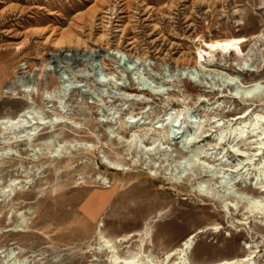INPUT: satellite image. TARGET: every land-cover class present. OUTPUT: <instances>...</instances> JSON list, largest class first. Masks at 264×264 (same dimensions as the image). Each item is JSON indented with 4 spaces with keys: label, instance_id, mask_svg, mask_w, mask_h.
Returning a JSON list of instances; mask_svg holds the SVG:
<instances>
[{
    "label": "rangeland",
    "instance_id": "rangeland-1",
    "mask_svg": "<svg viewBox=\"0 0 264 264\" xmlns=\"http://www.w3.org/2000/svg\"><path fill=\"white\" fill-rule=\"evenodd\" d=\"M263 25L264 0H0V264H111L98 233L120 256L141 250L161 262L195 234L186 255L191 264H220L252 251L264 264V214L249 215L245 200L199 197L194 182L217 180L208 171L188 170L193 182L175 183L180 135L165 139L164 151L145 152L169 126L164 114L189 109L205 136L196 145L204 149L200 161L226 178L244 173L232 168L243 158L226 150L230 139L216 145V119L236 120L248 110L264 116V105L247 107L216 92L204 72L217 60L242 83L264 79ZM238 38L247 40L244 59L205 56V43ZM66 50L74 56L65 59ZM159 83L164 91L156 95ZM29 105L46 125L29 115L18 127L2 122ZM177 125L194 128L185 119ZM145 130L141 147L130 140ZM48 137L62 146L60 157L42 146ZM253 140L239 141V151L253 153ZM247 183L240 178L232 190L264 199ZM20 216L25 225L18 228Z\"/></svg>",
    "mask_w": 264,
    "mask_h": 264
},
{
    "label": "bare ground",
    "instance_id": "bare-ground-1",
    "mask_svg": "<svg viewBox=\"0 0 264 264\" xmlns=\"http://www.w3.org/2000/svg\"><path fill=\"white\" fill-rule=\"evenodd\" d=\"M246 42L247 40L245 38H238L205 43V56H210L211 54L216 53V55H220L223 59L230 55L235 56L236 59H240V57L243 56L241 45ZM96 52L97 51H95V53ZM56 53L60 54L59 51H52L53 55H57ZM71 53L72 52L70 50H66L63 54L64 58L68 59V57H73L74 54ZM85 53L86 52H83L80 55L83 56L85 55ZM198 55L199 56H197L198 60L196 63L198 66H202L203 63H205L206 58L205 56L201 55L200 52ZM119 59L120 56L117 60L115 59L116 64H119ZM136 63L139 64V62ZM208 65L209 69L204 72V75L209 77L210 80L214 83L216 82V92L222 93L226 91L232 99L240 101L241 103H243V105L247 107H253L256 104H259L260 107L264 105V79H258L251 82L242 83L240 82V80H238V77L235 74L228 73V70L224 66V64H218L217 60L216 63H214L213 61H209ZM187 70L194 71L197 70V67L190 69L182 68L177 71V74L183 75L187 72ZM151 79L141 78V81L147 83H154V81H152ZM103 81L104 80L102 79L101 83H103ZM156 85V95H160L164 91V85L160 83ZM65 91V86L63 85L60 91H58L56 94L60 96ZM51 95V93H46L44 101L50 103L52 99ZM219 107L220 104L216 102V108ZM24 115H29L30 117H32L31 119L38 120L40 122L39 126L46 125L41 111L39 112L38 109L34 108L31 105L26 107L16 117L4 118L2 122L9 126L18 127L25 124L26 121L22 119ZM164 117L166 118V121L168 122L167 124L169 126L162 128L161 133H158L156 131L157 134H154L153 137L150 138V148L144 149L145 152H150L156 149L164 151L165 147L163 146L165 144V139L172 142L175 140L174 136H181V140L178 141L180 142V144L183 145L184 148L180 154L181 162H179V164L182 166V170L178 173L176 172L177 177L175 178L174 182L180 184L182 181L185 180V182L189 185L191 182H193V176L190 175L186 177L184 175L186 171L195 169L196 171H199L200 174L207 173L206 171H208L209 173H212L214 176H216L217 180L213 182V180L201 179L197 182H194L192 189L199 197L209 201L221 200L225 202L226 200H229L233 205H237L241 200H245V209L249 215H256L259 217L263 216V198H255L252 196H245V198H243L241 194H238L234 192V190H232V185L235 184L240 178H242L243 181L248 182L247 184L252 188L257 189L260 192H264V116L262 115V113H252V111L248 110L245 112L243 117L238 118L236 120L224 121L222 119H216V145H221L228 138L231 142L228 146V149L226 150H231L236 156L243 158V160H238L232 166V168L236 171H239L240 169H245V171L243 174L237 172L236 176L233 178H226L224 176V170L216 168L215 171L212 166L200 161L201 156L204 154V149L203 147L196 145L199 144L205 136L204 133L201 131V123L193 121L194 119L192 111H190L189 109H184L174 114L166 113L164 114ZM182 119L187 120L190 125L194 126L192 132L186 131L183 127L178 125L173 126V124H180V121ZM237 120H239V123H234V121ZM58 123L59 121L57 118L54 120V122H52L53 125ZM156 129L157 128L153 130ZM37 131L38 127L30 129V132L28 133L29 139L27 138L29 142L36 135ZM24 133L26 132L24 131ZM148 134V130H145L141 133L133 132L130 135V140L136 141L141 147L144 139L149 137ZM248 135H251L254 138V140L250 142V145L254 146L253 153L240 152L237 147V143L245 139ZM42 146L51 149V153L54 158L58 156L60 157L62 146H59V144H55L52 139H49V137L46 138ZM192 146H194V148L192 150H189V148H191ZM226 150L222 149L219 152L218 155L221 156L219 161H221L225 157ZM107 165L108 167L116 171H119L122 168L121 165L113 162H107ZM152 169L156 171L158 169V165L154 163ZM216 185L219 186L221 191L216 190ZM227 206V203L224 204V208H226ZM19 219L20 223L18 228L24 227L25 222L22 216H20ZM98 237L100 243L99 250H107L111 264H191L187 260L186 255L192 247L196 235L193 234L185 238L180 243L179 247L176 248L174 251L166 254V256L161 262L155 260L152 256L144 255L141 250L137 251L136 253L133 252L128 253L124 256H120L114 246V242L111 239L105 238V236H103L101 233H98ZM16 255L17 254L13 250L9 251L10 259H14ZM255 258L256 252L252 251L243 258L226 261L220 264H256L254 261ZM16 262L19 261L15 260L14 263Z\"/></svg>",
    "mask_w": 264,
    "mask_h": 264
}]
</instances>
